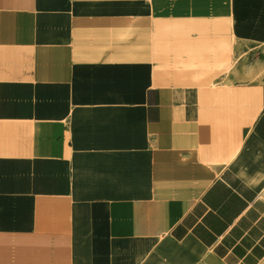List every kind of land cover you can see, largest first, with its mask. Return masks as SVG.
Segmentation results:
<instances>
[{
  "label": "crops",
  "instance_id": "obj_1",
  "mask_svg": "<svg viewBox=\"0 0 264 264\" xmlns=\"http://www.w3.org/2000/svg\"><path fill=\"white\" fill-rule=\"evenodd\" d=\"M240 43L264 0H0V264H258Z\"/></svg>",
  "mask_w": 264,
  "mask_h": 264
},
{
  "label": "rangeland",
  "instance_id": "obj_2",
  "mask_svg": "<svg viewBox=\"0 0 264 264\" xmlns=\"http://www.w3.org/2000/svg\"><path fill=\"white\" fill-rule=\"evenodd\" d=\"M255 43H240V45L238 47H236V51H235V55L236 57H240V59L242 57H244V59L242 60H246L247 61V57L248 56H264V46L261 45L260 47H255L254 46ZM246 57V58H245ZM247 71V69H246ZM241 76H244L243 74H241ZM260 73H256L253 74V78L255 77H260ZM254 183H256V188L259 191V194L264 198V171L259 172L257 177L255 178V180L253 181ZM204 264H207L206 261H203ZM213 264V263H212ZM258 264H264V257L263 259L258 263Z\"/></svg>",
  "mask_w": 264,
  "mask_h": 264
}]
</instances>
